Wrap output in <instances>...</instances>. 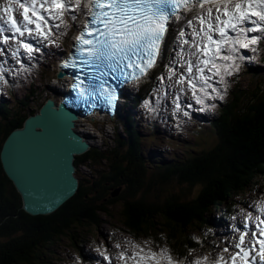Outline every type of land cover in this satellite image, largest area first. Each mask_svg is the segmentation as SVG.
Instances as JSON below:
<instances>
[{
	"label": "trees",
	"instance_id": "trees-1",
	"mask_svg": "<svg viewBox=\"0 0 264 264\" xmlns=\"http://www.w3.org/2000/svg\"><path fill=\"white\" fill-rule=\"evenodd\" d=\"M249 94L247 90L242 91L241 108H237L238 103H233L218 124L222 145L200 159H193L184 169L180 168L181 174L177 178L168 173L154 182H144L137 172L131 175L129 169L122 167V158L111 170H100L99 180L83 179L79 193L51 215L32 216L24 211L21 197L0 160V264H41L46 256L45 249L64 237L79 236V230L84 226L99 224L102 220L100 212H111L112 204L122 208L124 229L141 235L151 234L150 229L158 228L161 232L154 235L168 241L176 253L183 254L195 248L198 237L189 232L190 228L208 223L214 206L221 205L238 190L243 192L247 184L259 181V163L264 160V95L260 99ZM252 101L258 102L260 111H263L257 113L251 126H246L240 122V117L244 116ZM237 109L241 111L240 117L236 116ZM17 112V108L13 111L8 105L0 107V115L5 120L0 125V151L8 133L23 125L18 115L9 119ZM249 112L250 109L246 116ZM250 115L253 117L254 113L250 112ZM234 116V127H230L228 122ZM228 117L230 120L227 122ZM130 125L133 123L130 122ZM131 129L134 127L131 126ZM130 135L133 138L130 142L133 143V131ZM128 153L126 156L139 157L134 148H130ZM94 157L96 159L89 153L78 157L77 163ZM177 180L180 185H175ZM108 182H112L109 187ZM122 183L126 184V188L120 196L110 198L112 191ZM194 183L202 184L204 189L192 199L190 195ZM165 185L173 191L164 192ZM186 190L187 199L182 198Z\"/></svg>",
	"mask_w": 264,
	"mask_h": 264
},
{
	"label": "snow or ice",
	"instance_id": "snow-or-ice-1",
	"mask_svg": "<svg viewBox=\"0 0 264 264\" xmlns=\"http://www.w3.org/2000/svg\"><path fill=\"white\" fill-rule=\"evenodd\" d=\"M195 3H198L199 7L195 18L199 20L200 27L198 30L193 29V36L198 39L191 41L195 48L191 55H194L196 60L186 62L185 71L188 75L182 74L176 83L186 82L197 103H203V98L197 95V91L207 97L210 95L208 88H212V91L223 99V94L209 81L212 77H219L223 83L225 76L239 72L240 65L237 60L251 59L239 53L241 49H248L264 38V0H88L91 20L76 36L75 48L81 61L80 66H90L94 74L92 82L88 85L81 87L84 82L78 79L72 87L78 89L82 97L103 99L114 107L117 101L116 90L108 85L104 77L114 73L113 79L121 78L123 82H127L132 79L139 80L147 75L156 65L170 20H180L177 10H191ZM14 4H18L22 10L23 27L12 14ZM206 4L215 7L205 9ZM80 6L81 0H9L4 12L8 13L11 28L21 37L25 32L29 36L35 32L36 36L48 39L52 31L49 18L63 22L62 18L66 12ZM72 19L76 17L73 16ZM246 22H250L253 27H244ZM187 23L191 25L192 20H187ZM32 25L34 27H30ZM230 31L235 35H229ZM257 32L260 35L248 34ZM184 35L185 33L180 31L178 38ZM8 39V36L4 37L5 42ZM19 43L29 53L39 51L31 43L23 40ZM183 43L189 44V41L184 40ZM64 63L66 66L69 61ZM72 64L75 66V57L72 58ZM168 71L170 76L175 74L172 68ZM260 235L264 236V229H261ZM244 239L245 233H241L240 242L235 244L238 251L231 256L232 264H256L257 258L251 256V249L243 247ZM259 246V264H264V239L259 240ZM224 251L227 252L228 249ZM100 255L111 264L108 256L104 253ZM119 258L123 259L125 264L129 259L134 260V264H163V261L167 264H179L163 249L159 252H144L141 249L132 256L121 252ZM220 259L223 260V257ZM217 264L220 262L217 261Z\"/></svg>",
	"mask_w": 264,
	"mask_h": 264
},
{
	"label": "water",
	"instance_id": "water-1",
	"mask_svg": "<svg viewBox=\"0 0 264 264\" xmlns=\"http://www.w3.org/2000/svg\"><path fill=\"white\" fill-rule=\"evenodd\" d=\"M76 118L64 105L56 108L54 102H48L5 141L1 152L5 172L21 194L24 209L32 215L55 212L78 190L74 155L87 146L72 130ZM159 230L150 229V233Z\"/></svg>",
	"mask_w": 264,
	"mask_h": 264
},
{
	"label": "rangeland",
	"instance_id": "rangeland-1",
	"mask_svg": "<svg viewBox=\"0 0 264 264\" xmlns=\"http://www.w3.org/2000/svg\"><path fill=\"white\" fill-rule=\"evenodd\" d=\"M52 61L53 60H51V63H52ZM48 68H49L48 70H50L52 68V66H48ZM263 77H264V72H263ZM249 81H250L249 77H246V76H244L240 79V82H242V85H244V86H247L249 84ZM41 82H42L43 86H45V87L48 85V81L45 80L44 78H42ZM39 84L40 83L38 82V85ZM48 93H49V91H48ZM23 96H24V93H21L19 96L16 97V99L19 100ZM44 98H45V96L38 98V105H40V103L44 100ZM151 112H155V110H152ZM142 114H145V113L141 112V115ZM159 114H160V116H162V118L166 119V121H169L171 119L170 114L166 113L161 108L159 110ZM180 124H181V122H180ZM182 125H183V123H182ZM169 127H171V126L169 125ZM183 127H184V129H186L188 126L186 124H184ZM79 128H80V126H79ZM123 129L124 128L121 129V135H122V137L127 138L126 136H124V135H126V133ZM86 130L90 131V129H86ZM184 134H185V131H184ZM161 142L166 147H168L174 153V155H177L178 158H181V156H186L187 154L191 153V151L188 149V147L191 145H195L199 149L212 146V144H209L208 142H203L201 140L199 141V140L194 139L192 135L189 136L188 138H184L183 140L179 141L178 147H174L171 144L170 140L169 141L168 140H161ZM163 144H159L158 147L165 150L166 148L163 146ZM151 147H152V144L146 143L144 145V150L149 151L151 149ZM160 152H161L160 154L163 155V150H160ZM153 164H157V163L155 162ZM147 169L150 173H152V167L151 166H148ZM81 170H82V173H84V174H90L91 173V170L88 167H82ZM175 185H180V183L176 182ZM184 186H185V188H187L185 183H184ZM187 186H189V185H187ZM179 188H180V186L177 187V189H179ZM167 190L173 191V190H171V188L168 185H165L163 187V191L166 192ZM199 191H200V187H198V186L192 188V192H191L190 196L195 197ZM187 192H188V190L185 191V194L183 195L182 198H185V199L188 198L189 195L187 194ZM121 209L122 208L119 205H117V204L113 205L112 209H111V213H110L111 216H109V214L106 216L103 215L100 227L99 228L92 227L90 230L91 232L88 235H83L84 240L92 239V236H94L96 238L93 239V243L101 245L104 240L100 241L98 237L100 236V233L107 232L109 229L110 236H114L117 239L116 241H111L110 246L119 245V249L121 251L124 249H127V248H132L136 252L135 246H143V245L151 246L148 239H146L144 237L142 239H138L132 233H130L128 231V229H124L123 223L125 222V218H124L123 213L121 212ZM191 231H193V229L190 228L189 232H191ZM90 234H92V235H90ZM80 246L81 247H84V246L88 247L89 245L87 243H85V244L80 243ZM93 246L98 247L99 249L106 248V246H104V247L96 246V245H93ZM120 246H122V247H120ZM72 252H73V246H72V243L69 241V239L66 238V239L62 240L56 247V253L54 252V253L50 254L51 259L48 260L49 264H73V261H70V262L67 261L69 259L70 253L72 254ZM76 254L79 255V251H77ZM72 258H73V256H72ZM74 259L77 260L78 258L74 257Z\"/></svg>",
	"mask_w": 264,
	"mask_h": 264
},
{
	"label": "bare ground",
	"instance_id": "bare-ground-1",
	"mask_svg": "<svg viewBox=\"0 0 264 264\" xmlns=\"http://www.w3.org/2000/svg\"><path fill=\"white\" fill-rule=\"evenodd\" d=\"M163 52H165V53H168V51H163ZM128 126H130V129L129 130H131V125H128ZM134 127V126H133ZM78 128H79V125H78ZM81 130L79 129V132H80ZM129 132V131H128ZM151 153H153V154H155V155H158V154H160L161 152L160 151H158V149H157V147H155V148H153V150L151 151ZM156 161V160H155ZM137 216V215H136Z\"/></svg>",
	"mask_w": 264,
	"mask_h": 264
},
{
	"label": "clouds",
	"instance_id": "clouds-1",
	"mask_svg": "<svg viewBox=\"0 0 264 264\" xmlns=\"http://www.w3.org/2000/svg\"><path fill=\"white\" fill-rule=\"evenodd\" d=\"M128 127V126H127Z\"/></svg>",
	"mask_w": 264,
	"mask_h": 264
}]
</instances>
